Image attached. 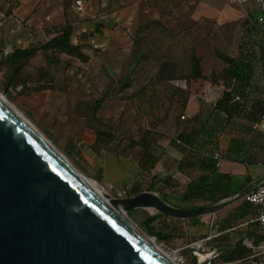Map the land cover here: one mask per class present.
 <instances>
[{
  "label": "crops",
  "instance_id": "0c3cea01",
  "mask_svg": "<svg viewBox=\"0 0 264 264\" xmlns=\"http://www.w3.org/2000/svg\"><path fill=\"white\" fill-rule=\"evenodd\" d=\"M83 1L84 11L78 13L86 10ZM88 2L94 11L88 25L65 22L73 26L72 39L83 47L88 56L85 62L95 60L99 64L95 68L97 78L125 86L126 94H135L136 102H152L151 109L148 104L144 109L142 102L128 112L143 117L151 110V116L168 119L172 137L159 140L165 153L158 155L157 173L162 176L166 164L173 169L177 166L178 172L172 177L180 184L177 188H184L183 195L187 184L203 174L198 161L208 153L206 149L217 147L219 140L226 153L222 155L220 172L239 182L252 179L246 187L261 181L264 113L260 117L256 114L259 120L234 116L228 121L217 101L226 89L220 75L228 67L220 55L239 57L247 18L253 27L264 29V5L258 0L243 6L228 0ZM5 13L0 9V16ZM262 35L259 32L255 37L260 39ZM86 41L94 45H84ZM248 96L251 101L264 100V67L260 63L256 65ZM255 123H261L257 130ZM177 139L183 144L177 143ZM191 170L197 173L193 177L187 174ZM256 212L254 205L239 198L214 212L193 217V228L203 232L198 239L213 235L209 244L216 253L214 264H264V229L253 222Z\"/></svg>",
  "mask_w": 264,
  "mask_h": 264
},
{
  "label": "rangeland",
  "instance_id": "374dc122",
  "mask_svg": "<svg viewBox=\"0 0 264 264\" xmlns=\"http://www.w3.org/2000/svg\"><path fill=\"white\" fill-rule=\"evenodd\" d=\"M75 3L76 0H0V9L7 11L5 16H0V92L79 172L100 184L111 199L133 197L139 194L136 191L153 192L161 197L158 191L150 190L153 174L141 167V160L147 151L157 156L165 153L159 140L172 137L168 119L151 116V110L143 117L128 112L142 102L144 109L146 104L151 109V101L136 102L135 94H126L125 86L97 78L95 68L99 64L95 60L85 62L56 50L40 51L13 73L5 59L16 47L38 46L49 41L66 21L76 26L88 25L93 20V7L85 0V12L78 13ZM221 147L218 140V146L212 149L226 156ZM175 168L164 165L162 177L176 174L178 168ZM260 168L264 171V166ZM187 174L193 177L197 173L191 170ZM162 187L173 195L172 201L185 205L175 199L184 188ZM192 204L202 205V202ZM137 209L136 220L129 215L130 210L127 215L143 231L142 223L161 213L152 207ZM192 219L182 221L184 236L156 237L157 244L178 264H208L211 255L207 253L212 245L205 251L191 245L203 233L193 228ZM153 225L162 227L163 219L155 220Z\"/></svg>",
  "mask_w": 264,
  "mask_h": 264
},
{
  "label": "water",
  "instance_id": "95a60500",
  "mask_svg": "<svg viewBox=\"0 0 264 264\" xmlns=\"http://www.w3.org/2000/svg\"><path fill=\"white\" fill-rule=\"evenodd\" d=\"M258 1L263 7V0ZM259 182L222 201L193 208L175 207L148 191L113 200L126 215L152 207L189 219L242 198ZM214 257L215 253L208 264ZM0 264L172 263L0 100Z\"/></svg>",
  "mask_w": 264,
  "mask_h": 264
},
{
  "label": "trees",
  "instance_id": "16d2710c",
  "mask_svg": "<svg viewBox=\"0 0 264 264\" xmlns=\"http://www.w3.org/2000/svg\"><path fill=\"white\" fill-rule=\"evenodd\" d=\"M243 24L244 32L239 45V57L234 58L220 55L221 58L228 63V67L220 75L225 81L226 89L222 97L217 101V107L227 115L228 121L234 116H245L251 120H259L258 117L264 113V100L251 101L248 96L251 80L255 75L256 65L260 63L261 66L264 67V29L258 30L256 27H253L249 18L244 20ZM259 32H263L260 39L255 37ZM72 35L73 26L66 23L59 27L57 34L49 41L38 46L33 45L26 48H15L11 53L5 56V59L12 67L13 73L20 71L22 64L35 57L40 51L56 50L87 61L88 56L84 53L83 47L73 41ZM195 66L196 72L200 76L199 63L196 62ZM234 94L241 95L245 99V103L234 101ZM214 151H216V149H206L205 152L208 153L198 161L197 165L198 168L203 171V174L196 179H192L187 184L186 190L181 197H175L176 200L185 205L172 201L170 198H173V195L166 193V190L164 191L163 185L175 189L180 184L175 181L172 175H168L164 178L160 176L156 168L159 157L147 151L144 153L145 158L141 160V167L153 174V182L150 185V190L161 193L162 199L175 207L193 208L201 205L189 203L198 201H201L202 204L216 203L222 199L233 196L252 182L250 178H247L244 182H239L232 175L220 172L212 157ZM161 183H163L162 186H160ZM140 192L141 191H136V193ZM137 212L138 209L130 210L129 215L136 220L135 215ZM157 219H163L165 226L163 225L160 228L154 226L153 222ZM182 221L183 219L180 218L157 213L156 215L148 217L142 225L149 235L161 239H170L174 236H184L185 231L182 227Z\"/></svg>",
  "mask_w": 264,
  "mask_h": 264
},
{
  "label": "built area",
  "instance_id": "2783aa9c",
  "mask_svg": "<svg viewBox=\"0 0 264 264\" xmlns=\"http://www.w3.org/2000/svg\"><path fill=\"white\" fill-rule=\"evenodd\" d=\"M232 4H236L238 6H243L247 4L250 0H228ZM77 7V11L83 12L84 11V1L83 0H76L75 3ZM263 18L260 17L259 21H262ZM234 101L240 102V103H245V99L239 95V94H234L233 96ZM182 118H184L182 116ZM261 126V123H255L254 124V129H258ZM177 143L183 144V141L181 139H177ZM213 159L216 162V167L219 168L223 162V156L219 151H214L212 154ZM242 199L246 202L251 203L254 205L257 209L256 215L253 219V222H256L261 228L264 229V178L255 186L254 189L247 191ZM213 235H207L205 237L196 239L191 243L192 246L196 248H201L203 251L208 249L209 243L212 240ZM248 246H251L248 244ZM209 252L207 254L213 253L212 249L208 250ZM215 253V251H214ZM216 255V253H215ZM180 261L182 259H179Z\"/></svg>",
  "mask_w": 264,
  "mask_h": 264
},
{
  "label": "bare ground",
  "instance_id": "6f19581e",
  "mask_svg": "<svg viewBox=\"0 0 264 264\" xmlns=\"http://www.w3.org/2000/svg\"><path fill=\"white\" fill-rule=\"evenodd\" d=\"M0 100H2L6 105L10 107L11 110H13L15 113L19 114L23 122L28 123L29 126L36 132V134L45 141L53 150H55L59 155H61L69 164L70 161L64 156L55 146L52 145V143L49 142V140L31 123V121L24 116L19 110L16 109L13 105H11L8 100L5 98V96L0 92ZM71 166H73L71 164ZM73 168L76 170L80 178L88 184L90 187H92L94 190H96L100 196L110 205H112L119 213L120 215L125 218L127 221H129L133 227L140 233V235L151 245L154 249L159 251L168 261H170L172 264H178L174 258L169 255L167 252H165L158 244L155 238L149 236L145 231L140 229L125 213V210L122 205L120 204H114V200L111 199L107 194L102 190V188L99 186L95 180L83 175L81 172H79L74 166ZM210 255V254H209ZM206 261V260H205Z\"/></svg>",
  "mask_w": 264,
  "mask_h": 264
}]
</instances>
